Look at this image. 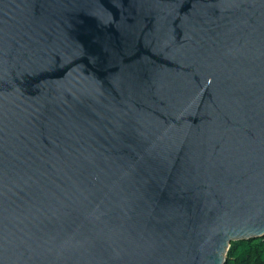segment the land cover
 <instances>
[{
  "label": "water",
  "instance_id": "obj_1",
  "mask_svg": "<svg viewBox=\"0 0 264 264\" xmlns=\"http://www.w3.org/2000/svg\"><path fill=\"white\" fill-rule=\"evenodd\" d=\"M260 237L264 0H0V264Z\"/></svg>",
  "mask_w": 264,
  "mask_h": 264
},
{
  "label": "trees",
  "instance_id": "obj_2",
  "mask_svg": "<svg viewBox=\"0 0 264 264\" xmlns=\"http://www.w3.org/2000/svg\"><path fill=\"white\" fill-rule=\"evenodd\" d=\"M225 264H264V237L232 241Z\"/></svg>",
  "mask_w": 264,
  "mask_h": 264
}]
</instances>
